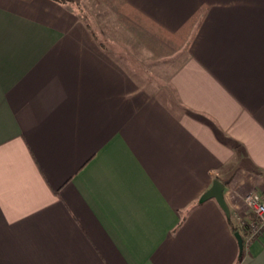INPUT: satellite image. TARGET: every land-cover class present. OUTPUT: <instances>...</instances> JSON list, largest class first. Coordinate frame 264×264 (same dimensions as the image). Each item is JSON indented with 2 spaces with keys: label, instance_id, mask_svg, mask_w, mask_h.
Here are the masks:
<instances>
[{
  "label": "crops",
  "instance_id": "crops-1",
  "mask_svg": "<svg viewBox=\"0 0 264 264\" xmlns=\"http://www.w3.org/2000/svg\"><path fill=\"white\" fill-rule=\"evenodd\" d=\"M116 2L149 32L0 0V264H264V0Z\"/></svg>",
  "mask_w": 264,
  "mask_h": 264
},
{
  "label": "rangeland",
  "instance_id": "rangeland-1",
  "mask_svg": "<svg viewBox=\"0 0 264 264\" xmlns=\"http://www.w3.org/2000/svg\"><path fill=\"white\" fill-rule=\"evenodd\" d=\"M76 10L79 12L80 16L84 18V21L89 23L95 32L103 33H127V34H145L149 32V28L143 24L145 27H139L138 25L129 22L121 14L120 3L116 0H67ZM143 23V22H142ZM141 23V24H142ZM167 43L172 44V48H177L179 44V50L181 54H175V63L185 57V51L187 44L177 43L176 41ZM157 43H151L142 40V48H153L152 46ZM158 44H163V51L170 52L171 47L165 46V42H158ZM181 44V45H180ZM174 50V49H173ZM254 191V190H253ZM248 216V215H245ZM244 232V231H243Z\"/></svg>",
  "mask_w": 264,
  "mask_h": 264
},
{
  "label": "built area",
  "instance_id": "built-area-1",
  "mask_svg": "<svg viewBox=\"0 0 264 264\" xmlns=\"http://www.w3.org/2000/svg\"><path fill=\"white\" fill-rule=\"evenodd\" d=\"M247 215L239 218V227L244 231V238L257 237L264 228V189L248 192L244 196Z\"/></svg>",
  "mask_w": 264,
  "mask_h": 264
},
{
  "label": "water",
  "instance_id": "water-1",
  "mask_svg": "<svg viewBox=\"0 0 264 264\" xmlns=\"http://www.w3.org/2000/svg\"><path fill=\"white\" fill-rule=\"evenodd\" d=\"M209 198H214L225 213L229 214V209L223 197V185L218 180L213 181L211 187L201 196L200 200H206ZM234 235L237 239L239 254H241L243 250L242 236L238 231H236Z\"/></svg>",
  "mask_w": 264,
  "mask_h": 264
},
{
  "label": "trees",
  "instance_id": "trees-1",
  "mask_svg": "<svg viewBox=\"0 0 264 264\" xmlns=\"http://www.w3.org/2000/svg\"><path fill=\"white\" fill-rule=\"evenodd\" d=\"M241 236H242V242H243V248L250 242V241H252L253 239H255L256 237H251L249 240H246L245 238H244V232L243 231H241ZM242 255V252H241V254H239V257H238V260L240 259V256ZM238 260H237V262H238Z\"/></svg>",
  "mask_w": 264,
  "mask_h": 264
}]
</instances>
